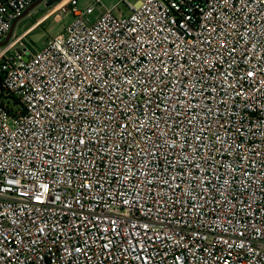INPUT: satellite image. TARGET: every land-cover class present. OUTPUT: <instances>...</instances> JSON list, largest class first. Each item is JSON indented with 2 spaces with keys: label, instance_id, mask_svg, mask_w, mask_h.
<instances>
[{
  "label": "built area",
  "instance_id": "obj_1",
  "mask_svg": "<svg viewBox=\"0 0 264 264\" xmlns=\"http://www.w3.org/2000/svg\"><path fill=\"white\" fill-rule=\"evenodd\" d=\"M79 1L0 46V264H264V0Z\"/></svg>",
  "mask_w": 264,
  "mask_h": 264
},
{
  "label": "rangeland",
  "instance_id": "obj_2",
  "mask_svg": "<svg viewBox=\"0 0 264 264\" xmlns=\"http://www.w3.org/2000/svg\"><path fill=\"white\" fill-rule=\"evenodd\" d=\"M126 1L131 4L135 2V0ZM93 2L94 0H80L77 8L82 11L92 5ZM100 2L105 9H112V14L115 16H120L121 14L127 15L129 13V8L124 0H100ZM33 3L29 6L31 8L28 13L14 25L11 37L26 33L25 41L28 47L33 50H39L47 40L63 33L65 26L71 22L72 16L70 14L60 16L58 13H52L48 16V13L53 8V4L49 5L45 1L33 6ZM97 13L98 11L95 10L92 14L88 15V18L93 20Z\"/></svg>",
  "mask_w": 264,
  "mask_h": 264
},
{
  "label": "water",
  "instance_id": "obj_3",
  "mask_svg": "<svg viewBox=\"0 0 264 264\" xmlns=\"http://www.w3.org/2000/svg\"><path fill=\"white\" fill-rule=\"evenodd\" d=\"M43 1H44V0H37V1H35V2L33 3V6L38 5V4L42 3ZM54 1H55V0H49V1H48V4H49V5H52V4L54 3ZM30 8H31V7H28V9H26V11H24V13L21 15L20 18H22L23 16H25V15L28 13V11H29ZM14 24H15V23H14ZM14 24H13V27H14ZM11 34H12V30L7 34V36L5 37L4 41H3L2 43H0V46L4 45L6 42H8V40H9L10 37H11Z\"/></svg>",
  "mask_w": 264,
  "mask_h": 264
},
{
  "label": "trees",
  "instance_id": "obj_4",
  "mask_svg": "<svg viewBox=\"0 0 264 264\" xmlns=\"http://www.w3.org/2000/svg\"><path fill=\"white\" fill-rule=\"evenodd\" d=\"M0 81H1V75H0Z\"/></svg>",
  "mask_w": 264,
  "mask_h": 264
}]
</instances>
